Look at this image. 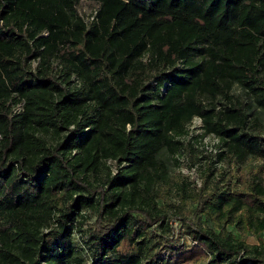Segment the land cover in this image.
I'll use <instances>...</instances> for the list:
<instances>
[{
  "label": "trees",
  "instance_id": "obj_1",
  "mask_svg": "<svg viewBox=\"0 0 264 264\" xmlns=\"http://www.w3.org/2000/svg\"><path fill=\"white\" fill-rule=\"evenodd\" d=\"M263 115L264 0H0V264H264ZM195 118L230 168L175 236Z\"/></svg>",
  "mask_w": 264,
  "mask_h": 264
},
{
  "label": "rangeland",
  "instance_id": "obj_2",
  "mask_svg": "<svg viewBox=\"0 0 264 264\" xmlns=\"http://www.w3.org/2000/svg\"><path fill=\"white\" fill-rule=\"evenodd\" d=\"M82 11L85 13L86 19H89L95 9L92 4L84 1ZM234 93L245 103L249 102V97L240 88H235ZM178 138L183 141L181 149L176 154L168 151L163 154L167 166V178L157 186L156 194L158 207L163 209L162 214L166 216L165 223L170 225L175 236H178L183 229V220L176 216V206L181 204V196L186 197L191 190L201 188L211 169H215V171L209 179L210 183L220 178L221 173L230 168L229 162L218 156V153L224 150L220 147L219 139L212 134H204L203 123L199 118H195L188 128V132ZM251 161L255 165L264 164V160ZM108 166L113 173L118 171L116 162L108 161ZM192 207L193 204H190L188 209ZM153 227L158 231L161 230L157 224ZM247 241L257 243L258 239L250 234Z\"/></svg>",
  "mask_w": 264,
  "mask_h": 264
}]
</instances>
